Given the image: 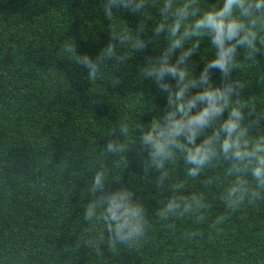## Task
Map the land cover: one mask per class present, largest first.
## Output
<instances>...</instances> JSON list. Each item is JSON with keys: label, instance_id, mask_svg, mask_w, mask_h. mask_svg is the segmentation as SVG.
Wrapping results in <instances>:
<instances>
[{"label": "clouds", "instance_id": "clouds-1", "mask_svg": "<svg viewBox=\"0 0 264 264\" xmlns=\"http://www.w3.org/2000/svg\"><path fill=\"white\" fill-rule=\"evenodd\" d=\"M100 7L111 22L106 46L92 56L78 54L69 41L71 61L86 72L88 81L105 80L116 87L122 81L114 73L142 54L133 84L147 80L153 98L158 94L164 104L156 108L146 103L141 91L121 96L102 88L93 94L106 98L117 110V119L107 127L105 135L111 138L105 139L96 160L99 168L88 181L90 198L81 204L87 243L99 255L98 237L104 232L113 250L137 248L149 238L152 222L144 201L129 184L119 182L118 173L116 182L109 184L110 172L124 166L126 153L133 154L147 183L168 191L154 213L165 228L181 220L202 225L212 205L205 191L186 189L196 183L204 190L216 185L222 211L207 227L219 234L234 214L264 203V98L245 95L249 81L243 75L259 64L258 54L264 56V0H100ZM118 11L136 18L134 27ZM198 53L199 60L193 59ZM257 83H264V74ZM120 98L130 100L131 106ZM153 111L147 123L138 119ZM104 161H110L112 169ZM177 167L181 180L174 176ZM209 172L214 175L207 176ZM199 236L195 227L181 233L189 244ZM176 255L181 264H190L183 247ZM30 259L9 255L7 247L0 252V264ZM162 259L169 264V257Z\"/></svg>", "mask_w": 264, "mask_h": 264}, {"label": "trees", "instance_id": "trees-1", "mask_svg": "<svg viewBox=\"0 0 264 264\" xmlns=\"http://www.w3.org/2000/svg\"><path fill=\"white\" fill-rule=\"evenodd\" d=\"M152 14L157 15L155 9ZM117 15L130 27L137 22L123 12ZM110 23L100 0H0V252L7 247L9 255H29L24 264H164L165 256L169 264H181L176 253L183 247L190 264H264V203L234 214L216 234L207 225L222 211L215 199L219 189L204 190L196 183L186 191H205L212 205L209 217L199 226L181 220L165 228L154 213L168 191L155 190L143 179L132 153L125 154L122 168L110 172L109 184L118 173L119 182L144 201L152 222L149 238L137 248L113 250L104 232L98 237L99 255L87 243L81 204L90 198L88 181L99 168L105 139L111 138L107 127L117 119L106 98L93 94L102 88L108 95L141 91L146 103L164 104L158 94L153 98L147 80L133 84L142 54L114 73L122 81L116 87L88 81L73 64L69 41L78 54L94 56L108 42ZM150 54H156L154 47ZM199 58V53L193 57ZM257 59L259 64L243 74L249 81L245 95L264 98V83H257L264 56ZM202 67V62L196 65L197 74ZM120 102L131 106L130 100ZM152 115L155 111L138 119L147 123ZM104 166L113 167L110 161ZM174 176L184 178L179 167ZM192 227L200 236L189 244L181 233Z\"/></svg>", "mask_w": 264, "mask_h": 264}]
</instances>
